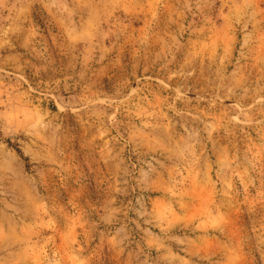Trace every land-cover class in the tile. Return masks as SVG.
Returning a JSON list of instances; mask_svg holds the SVG:
<instances>
[{"label":"rangeland","instance_id":"374dc122","mask_svg":"<svg viewBox=\"0 0 264 264\" xmlns=\"http://www.w3.org/2000/svg\"><path fill=\"white\" fill-rule=\"evenodd\" d=\"M0 264H264V0H0Z\"/></svg>","mask_w":264,"mask_h":264}]
</instances>
